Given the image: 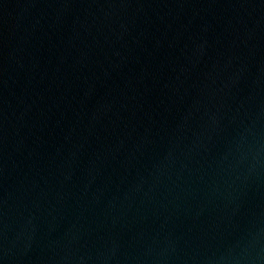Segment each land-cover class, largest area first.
Returning <instances> with one entry per match:
<instances>
[{"label": "water", "instance_id": "95a60500", "mask_svg": "<svg viewBox=\"0 0 264 264\" xmlns=\"http://www.w3.org/2000/svg\"><path fill=\"white\" fill-rule=\"evenodd\" d=\"M0 264H264V0H0Z\"/></svg>", "mask_w": 264, "mask_h": 264}]
</instances>
